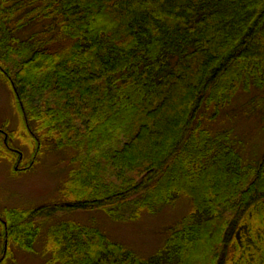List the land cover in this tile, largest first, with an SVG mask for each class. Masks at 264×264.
Instances as JSON below:
<instances>
[{"label":"trees","instance_id":"16d2710c","mask_svg":"<svg viewBox=\"0 0 264 264\" xmlns=\"http://www.w3.org/2000/svg\"><path fill=\"white\" fill-rule=\"evenodd\" d=\"M0 80L33 161L43 133L76 151L78 174L65 200L6 211L9 240L32 250L58 213L155 214L187 197L151 256L71 222L52 231L49 264H264V158L248 165L233 129L207 125L240 91L264 95V0H0Z\"/></svg>","mask_w":264,"mask_h":264},{"label":"rangeland","instance_id":"374dc122","mask_svg":"<svg viewBox=\"0 0 264 264\" xmlns=\"http://www.w3.org/2000/svg\"><path fill=\"white\" fill-rule=\"evenodd\" d=\"M43 29L41 24L20 33L27 38ZM264 95L256 89L240 91L232 104L223 109L216 121L208 123L211 131L233 129L241 140L242 153L248 165L264 158ZM34 101H39L38 95ZM32 125H36L35 122ZM0 130L17 152L0 148V252H7V264H49L54 236L52 231L68 223L96 227L116 242L141 256H151L160 248L169 228L177 225L192 209V202L181 197L175 204L151 214L127 205L112 213L105 210H78L56 214L52 219L37 221L40 226L32 250H26L8 236L5 213L8 210L30 211L62 200L63 194L77 187V173L72 163L75 150L59 147L58 141L39 133L43 139L40 154L32 159L37 145L22 125L18 104L9 85L0 80ZM15 138H12V135ZM20 157V159H19ZM134 215V216H133ZM4 226V228H3ZM5 229V230H3ZM5 231V236L3 232ZM3 235V236H2ZM2 238L4 241H2ZM263 243V242H262ZM10 250V253H9Z\"/></svg>","mask_w":264,"mask_h":264},{"label":"flooded vegetation","instance_id":"af4514ba","mask_svg":"<svg viewBox=\"0 0 264 264\" xmlns=\"http://www.w3.org/2000/svg\"><path fill=\"white\" fill-rule=\"evenodd\" d=\"M0 132L1 133H3L4 134V136L6 135L5 133H4V131L3 130H0ZM6 137V136H5ZM8 142V138L7 139H5V143H7ZM7 147H8V145H7ZM10 150H12V151H14V152H17L15 149H11V147L9 146L8 147ZM19 159H20V157H19Z\"/></svg>","mask_w":264,"mask_h":264}]
</instances>
